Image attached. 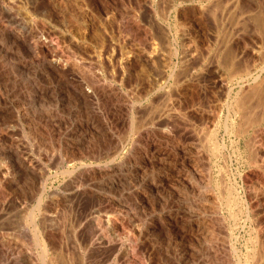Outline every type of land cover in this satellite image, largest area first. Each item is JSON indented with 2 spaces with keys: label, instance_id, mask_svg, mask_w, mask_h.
I'll return each mask as SVG.
<instances>
[{
  "label": "rangeland",
  "instance_id": "obj_1",
  "mask_svg": "<svg viewBox=\"0 0 264 264\" xmlns=\"http://www.w3.org/2000/svg\"><path fill=\"white\" fill-rule=\"evenodd\" d=\"M58 1L78 23L0 0V264H42L36 224L61 264L263 263L264 98L232 106L264 71L212 59L227 21L213 42L179 0Z\"/></svg>",
  "mask_w": 264,
  "mask_h": 264
},
{
  "label": "bare ground",
  "instance_id": "obj_2",
  "mask_svg": "<svg viewBox=\"0 0 264 264\" xmlns=\"http://www.w3.org/2000/svg\"><path fill=\"white\" fill-rule=\"evenodd\" d=\"M50 1L57 8L58 14L60 15L61 20H62V22H64L65 25L69 26L70 23H73V22H77L78 21V18L76 16L70 15V14H68V13L65 12V6H64V4L61 1H58V0H50ZM179 1H180V5L181 4L182 5H190L189 7H191V9L194 12L198 13V19L199 20H202L203 18H205V20L206 21L208 20V22L210 23V26L213 25L214 30H215V32H214V40H212L213 42L217 41V38H220V37H218V32H219L218 27L221 25V23L223 21H225V22L227 21L226 23H228L229 26H228V28L225 31V36H223L224 38L222 39V43H223L222 44V49H221V51H219V53L218 52H215L216 55L213 53L214 56H213L212 59L216 58L215 56H218V59L221 58V59H219V61L222 64V66L224 67V69L226 71V74H227V78L229 80L236 79V78L243 80L244 79L243 76H245V75L248 76L250 74L251 70L256 65L258 67L261 66V69H263V71H264V7H263L264 6V4H263V1L264 0H179ZM70 3H72V2H70ZM261 4H263V6H261ZM189 7H187V8H189ZM193 16H195V15L193 14ZM191 19H189V16H188V19L186 18L185 21L182 22V25L183 24H185V25L188 24L187 28L184 29V30L189 31V32H190V30H193V23H192L193 20L191 21ZM202 23H204V22H202ZM222 26H223V24H222ZM210 32H211V35H212V30ZM190 38H192V36ZM206 38H207V36H206ZM192 39H190V40H192ZM182 43H184V41ZM184 44H182L181 51H178L177 52L175 50L173 53L171 51V53H172L171 55H173L175 57V56L178 55V53L181 54V58L179 57V59L180 60L182 59L183 62L184 61L187 62V61L190 60L188 64H190L191 63V60H193V59H196V58H201V60L203 59L202 56L200 55L201 53L198 54L199 52L197 51V45L195 44L194 39H193V41H187L186 44L185 45ZM211 50L214 51L216 49H214L213 46H212V47L209 48L208 51L211 52ZM209 57H210V55H209ZM205 61L208 62L207 60H205ZM194 62L195 61H193V64H194ZM220 63H218V64H220ZM185 64H183V66L181 64L180 66L187 67L188 65L186 64V66H185ZM195 64H197V62ZM221 64H220V66H221ZM190 65H192V64H190ZM206 65H208V63L207 64H204L203 66L205 67ZM195 66H198V65H195ZM195 66L193 68L192 67H190V68L194 69V68H196ZM204 67H201L202 70L205 69ZM206 68H207V66H206ZM207 69H209V67ZM186 72H188V71H186ZM198 72H199V70H198ZM184 75L185 74H183V76ZM179 76H180V74H179ZM256 77H258V76H256ZM256 77H254L255 79L253 78L254 80L252 79L253 80L252 84H247L246 87L244 89H242L238 93V96L236 95L237 96L236 99L235 98L233 99V101L235 100L234 103L232 102L233 103V106L232 107L234 108L233 110L237 111L236 109H239L241 111L240 112L238 110L239 111V115L241 113L244 116V118H246L245 117V114H246L245 108L247 107L246 105L247 104L250 105L253 100H256L258 102L259 101L258 100L259 98L260 99L262 97L264 98V78L262 80H259V78H256ZM176 83H177V81L175 82V84ZM227 90H228V88H227ZM253 102L255 103V101H253ZM254 103H253V105H254ZM255 104H258V103H255ZM256 106H258V105H256ZM256 106H254V107L255 108H258L260 105L258 107H256ZM260 108H261V106H260ZM251 112L253 113V111H251ZM258 114L256 116H254V117H252V116L250 117L249 116L248 117L249 119L247 118L248 119V122L246 123V125L247 124H249V125L255 124V126H256V125H260V124L264 123V110L261 113H258ZM239 115H238V118L240 117ZM243 116H242V118H243ZM183 118H185V114H184V117ZM244 120H246V119H244ZM240 122H243V120L241 119ZM243 125H244V123H243ZM238 128H240V127L238 126ZM238 128L236 127L237 130H238ZM246 128H248V127L246 126ZM242 129L244 130L245 128H242ZM134 131H136V130H134ZM240 132H241V129H240ZM243 132L244 131H242L241 133H243ZM263 133H264V129H263L262 134ZM237 134H239V133H237ZM260 134H261V132H260ZM235 135H236V133H235ZM210 139L211 138L209 137V138H207V141H206L209 145H211L210 143L212 142ZM213 144L214 143L212 142V147H210L212 151H214V150L217 149V146L216 145H213ZM227 196H228L227 199H229L228 201H230L231 198L233 199V197H232L233 195H231V191L230 190H227ZM230 202H232V200ZM41 218L43 219V222L46 221V220H44V217H41ZM41 218H40V221H42ZM37 222H39V221H37ZM39 223H42V222H39ZM33 224H35V223H33ZM37 225H39V224H36V225L33 226V230L32 231L34 232L33 233L34 234L33 237L35 239L36 245H37V247L39 246V249L41 251V255L39 253V256H41V259L39 258L40 259L39 260L40 263H42V264H61V263H59V260H60V257L61 256L57 257L58 255L55 254L56 251L54 252L52 250L51 253L53 254V256L50 254L52 256V257H50V255H49V252H50L49 251V248L52 245L49 246V244H51L49 242V240H48V236L49 235L46 236V233L44 231L46 229L40 230L38 228L39 226H37ZM45 228H46V226H45ZM49 238H51V237H49ZM255 243L260 244V242L258 243L257 240L255 241ZM48 246H49V248H48ZM255 251H256V249H255ZM256 256L257 255H255V257ZM245 259L248 260V258H245ZM258 259H260V257ZM57 260H58V263L56 262ZM250 260H254V259H252L250 257ZM262 260H264V259H262ZM250 263H252V262H250ZM263 263L261 261V264H263ZM245 264H247V263H245ZM252 264H254V263H252Z\"/></svg>",
  "mask_w": 264,
  "mask_h": 264
},
{
  "label": "built area",
  "instance_id": "obj_3",
  "mask_svg": "<svg viewBox=\"0 0 264 264\" xmlns=\"http://www.w3.org/2000/svg\"><path fill=\"white\" fill-rule=\"evenodd\" d=\"M37 36H38V39H40V40H42V41L45 40V39H44V35H43L42 33L38 32V33H37ZM45 41H46V40H45ZM48 42H49V44H51V42H53V40L50 38V39H48Z\"/></svg>",
  "mask_w": 264,
  "mask_h": 264
}]
</instances>
